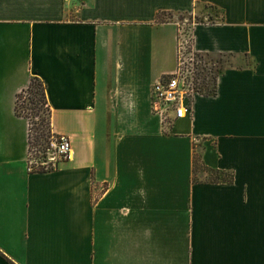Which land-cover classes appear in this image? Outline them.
Masks as SVG:
<instances>
[{"label":"crops","instance_id":"obj_1","mask_svg":"<svg viewBox=\"0 0 264 264\" xmlns=\"http://www.w3.org/2000/svg\"><path fill=\"white\" fill-rule=\"evenodd\" d=\"M180 12L234 60L170 122ZM36 76L73 150L45 171L16 111ZM0 264H264V0H0Z\"/></svg>","mask_w":264,"mask_h":264},{"label":"rangeland","instance_id":"obj_2","mask_svg":"<svg viewBox=\"0 0 264 264\" xmlns=\"http://www.w3.org/2000/svg\"><path fill=\"white\" fill-rule=\"evenodd\" d=\"M160 17L162 19H173L181 23L179 30V44H182L183 51L180 54L179 59L180 63L179 68L182 71V86L183 88H190V91L187 94V98L192 100L194 88L202 89V91L214 90L216 83L215 77L218 75L219 70L225 68L228 65L233 63L234 58L230 55H221V54H208L200 53L193 49L192 45V22L196 19L190 13H161ZM197 19H201L197 16ZM196 19V20H197ZM30 100L28 94H23L20 99V110L23 113L32 115V110L29 108ZM168 115L166 117L167 121H172L173 117ZM31 118V117H30ZM33 119V118H32ZM34 119L39 120V117ZM50 137L47 141L43 140L41 144H36L33 153L31 155V166L33 168H41L40 165L52 168L55 166L56 162H60L56 158L55 153L51 149V139L54 132L50 131ZM35 142V141H34ZM197 164L195 167L196 175L195 178H218V175L209 171L205 173L206 168L201 162L200 156L196 155ZM59 160V161H58ZM223 177H227V174H223Z\"/></svg>","mask_w":264,"mask_h":264},{"label":"built area","instance_id":"obj_3","mask_svg":"<svg viewBox=\"0 0 264 264\" xmlns=\"http://www.w3.org/2000/svg\"><path fill=\"white\" fill-rule=\"evenodd\" d=\"M182 51L183 46L182 44H179V59L181 57L180 54L182 53ZM181 77L182 71L178 65L174 73L166 77H162L154 84L152 88V107L157 113L164 116V118L168 116L166 115V113H169V115L173 114V117L175 118H181L191 110V100L187 98V94L190 91V88H183ZM194 91L198 92L195 88ZM51 149L55 153L56 158L60 160V162L70 159L73 151L70 136L67 134L54 133L51 139ZM30 162L31 156L29 164ZM60 162H56L55 166L52 168L46 167L44 165L40 166L49 170L56 168ZM29 169L37 171L38 168H33V166H31L30 164Z\"/></svg>","mask_w":264,"mask_h":264},{"label":"trees","instance_id":"obj_4","mask_svg":"<svg viewBox=\"0 0 264 264\" xmlns=\"http://www.w3.org/2000/svg\"><path fill=\"white\" fill-rule=\"evenodd\" d=\"M160 21H165L159 17ZM221 70V69H220ZM219 70V71H220ZM217 76L215 77V83L217 81ZM198 92L205 94H213L216 92V86L214 90L202 91V89L196 88ZM23 94L29 95L30 105L29 108L32 110V115L23 113L20 110V99ZM16 111L19 115L25 116L30 121V156L33 153L35 145L41 144L43 140L47 141L50 137V131L52 130V109L48 102L46 85L39 77H32L30 84L22 92L18 94ZM39 117V120L34 119ZM31 117V118H30ZM33 118V119H32ZM35 141V142H34ZM197 158L195 156L194 166L196 167ZM44 167L38 168L37 171H45Z\"/></svg>","mask_w":264,"mask_h":264}]
</instances>
